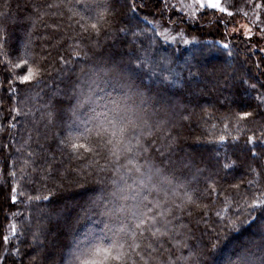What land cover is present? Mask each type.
<instances>
[{
	"label": "trees",
	"instance_id": "obj_1",
	"mask_svg": "<svg viewBox=\"0 0 264 264\" xmlns=\"http://www.w3.org/2000/svg\"><path fill=\"white\" fill-rule=\"evenodd\" d=\"M139 1H143L141 7ZM53 2L0 0V186L4 185L0 192V264H21L31 247H40L42 235L47 241L39 264H69L78 245L95 243L106 234V223L118 226L102 213L114 206L111 193L125 179L131 184L138 174L116 170L109 151L93 142L99 139V121L88 122L116 105L153 126L154 135L146 137L148 151L134 163L144 166V172L161 169L175 186V202L183 208L177 215L187 226L181 229L185 235L180 238L186 247L171 249L173 259L187 258L177 264H240L242 257L252 264H264V237L250 231L264 220V211H251L249 216L250 204L264 195V138L260 135L264 104L257 99L264 96V60L259 52L236 37L223 35V19L211 10L194 25L177 13L167 14L160 0H71L66 7H45ZM97 3L108 6L107 23L99 35L80 27L96 15ZM36 6H40L39 18ZM209 20L217 22L206 23ZM172 23L174 29L182 27L188 43L165 42L153 34V24L161 31ZM150 39L152 47L148 48ZM225 43L227 49L222 47ZM195 46L198 49L193 50ZM163 53L171 63L166 71L157 72ZM207 55L214 61L208 64L214 70L202 77L214 88L200 85L199 91L189 86L190 64L179 61L189 56L196 62ZM22 59L41 70L37 82L19 83L17 77L26 74L27 68L14 65ZM226 60L234 63V75L229 76L239 77L235 84L216 70ZM192 91L196 94L188 98ZM86 97L88 102L78 108ZM244 112L254 115L239 120ZM157 124L164 126L157 128ZM189 129L201 132L204 152L187 141ZM253 135L255 145L247 143ZM69 136L89 137L78 143L94 151L74 152ZM120 163L127 161L122 157ZM13 187L17 193H12ZM14 194L16 204L11 202ZM30 196L42 198L29 200ZM49 217L57 222L45 220ZM13 225L16 235L11 231ZM5 235L8 244L3 241ZM168 255L164 252L162 259Z\"/></svg>",
	"mask_w": 264,
	"mask_h": 264
},
{
	"label": "snow or ice",
	"instance_id": "obj_2",
	"mask_svg": "<svg viewBox=\"0 0 264 264\" xmlns=\"http://www.w3.org/2000/svg\"><path fill=\"white\" fill-rule=\"evenodd\" d=\"M82 2L84 0H76V3ZM68 3H71V0H54L53 3H49L45 7H66ZM85 6L86 8L89 7L87 4ZM255 7L262 8L264 3L256 4ZM36 8L38 10L37 17L39 18L40 6H36ZM95 8L97 9L96 15L88 17L87 22L81 23L80 27L84 32L91 29L99 35L102 25L107 23L106 12L108 6L107 4L97 3ZM189 8L193 17L199 13L203 18L209 10H212L213 14L220 13L228 17L234 15L224 5L223 0H193ZM131 10L135 11V5ZM69 11H72V9L69 8ZM45 14L47 13L45 12ZM76 15L80 14L76 13ZM244 15H247V13L245 12ZM80 19L81 21L86 20L83 15L80 16ZM257 21H259V15H257ZM157 28V25H152L153 34L168 42L171 34L165 31H157ZM259 31L264 33V27L260 28ZM251 32V28H246V35ZM171 39L175 41L176 38L171 36ZM184 43H188V41H184ZM222 47L227 49L229 45L225 43ZM261 51H264V49H261ZM22 66L26 67L27 71L26 74L17 77L19 83L31 84L37 82L41 75L39 67H33L27 59H22L20 64L14 65L15 68H21ZM251 87L255 89L256 85L252 84ZM89 99V97H86L84 101L78 103L77 107H83ZM257 99L264 104V96H258ZM15 111L19 115V109ZM51 115L52 113H49L50 117ZM253 115V112H244L239 116V120L246 121ZM100 117H103V119L100 120ZM92 120L99 121L96 125L98 137L104 133L108 134L105 143L110 146L109 153L113 158L112 163L118 166L116 170L119 172L123 168L125 175L133 173L138 175L133 177L131 184L125 179L123 186L111 193L114 198V206L106 208L102 213V215L108 217L110 222L117 221L118 226L113 227L111 223H106V234L98 238L95 243L89 242L83 247L78 245L72 253L74 259L69 261V264H177L180 260L186 261L187 258L183 256L172 258V248L180 250L186 247L185 240L180 238L185 235L181 229L187 227L182 222V218L177 215V212H182L183 208L181 204L175 202L177 193L172 180L161 169L148 168L144 172L141 171L144 166L134 163L137 157L148 151L146 145L150 141L146 137L154 135L153 126L142 120L135 112L128 108H120L119 105L108 109L107 112L98 113L95 117H91L88 122H92ZM163 126V124L156 125L157 128H163ZM130 129L131 132H129ZM260 135L264 138V131ZM81 139L87 141L89 137L69 136L68 142L71 149L74 152L78 149H84L89 153L93 152L94 149L89 145L78 143ZM234 139H239V137H234ZM247 143L255 145L257 138L254 135L248 136ZM252 155L256 156L257 153L252 151ZM122 157L127 163H120ZM11 175L15 177L16 174L13 172ZM122 179H124L123 176ZM11 191L17 193L15 187ZM20 194L22 195V193ZM41 198L28 197L29 200ZM43 198L46 199V197ZM11 202L12 204L18 202L16 194L11 196ZM188 202H191V197H188ZM249 207V216H251V211H264V195L256 198ZM251 218L252 220L255 219V217ZM11 231L13 235L17 234L15 225L12 226ZM107 233H110V235ZM3 241L5 244L10 243L7 235L3 237ZM166 244L170 247L166 248ZM164 252L169 254L166 260L162 259ZM240 264H252V262L247 257H242Z\"/></svg>",
	"mask_w": 264,
	"mask_h": 264
},
{
	"label": "rangeland",
	"instance_id": "obj_3",
	"mask_svg": "<svg viewBox=\"0 0 264 264\" xmlns=\"http://www.w3.org/2000/svg\"><path fill=\"white\" fill-rule=\"evenodd\" d=\"M117 1V0H115ZM119 1V0H118ZM146 2V1H145ZM161 4H160V8L163 9V11H165L167 14H171V13H177L178 16L183 17L184 19L189 20L190 22L194 21V25L196 24V20L199 18L200 14L197 13L196 16H192V12L189 8V5H192L193 0H160ZM224 5L226 7L229 8L230 11H232L234 13V15L232 17H228L227 15H223L220 13H215L213 15L217 16V18H221L223 19V23L224 26L222 28V33L223 35L226 34V36L228 37H236L238 39H240L243 42H246L248 44V46L250 47L251 51L253 52H259V55L262 57V59L264 60V51H261V49H264V33H261L259 31L260 28L264 27V7L262 8H256L255 5L256 4H262L264 3V0H223ZM119 4V2H118ZM143 4V1H139V6L141 7ZM212 11V10H211ZM247 13V15H244V13ZM257 15H259V21H257ZM128 21H131V16L128 15L127 17ZM212 18V16L210 17ZM159 21V20H158ZM132 22V21H131ZM217 21H212L209 20L208 24H215ZM159 24H164L162 22H159ZM199 24V22H198ZM246 26V27H245ZM246 28H251L252 32L249 33L248 35H246ZM174 29V25L169 24L168 26H164L162 27L161 31H165L167 33H170V37L169 40L172 43H177L179 45L185 44L184 41H188L187 36L184 33V30L181 28H177L175 27ZM211 31V30H210ZM206 33V31H204ZM171 36H175V41H172ZM249 36L251 37L249 39ZM152 47V40L150 42V40H148V48ZM198 48H196V46L193 48V50H196ZM47 54V52H46ZM205 56V54H204ZM204 58V59H203ZM151 58H148V60H150ZM199 61L196 60V62L193 61V59H190L189 56H185V58H183L181 61H179V64H190L191 69L189 71V74L187 75V77H190L189 80V86H191L192 88H196L197 90H202L200 88V85H204L205 87H207V90H213V83L209 84L207 82H205L203 80L202 75L206 74V75H212V70H214V68H212V70H210L211 67L208 66L209 63H214L213 59H209L208 55L207 58L205 57H198ZM158 66H157V72L160 71H166L169 64L171 63V58L169 57L168 54H162L161 58L158 59ZM225 66V67H224ZM234 63L232 61H228L226 60L224 62V64L220 65L219 68H217L216 70L223 72L224 74L226 73V75H228L227 77H229L228 80H231L232 84H235L238 80L239 77H236V79L230 78V74L231 77L234 75ZM246 68H248L245 65ZM208 73V74H207ZM154 74V73H153ZM247 78H250L248 75H245ZM150 80L153 81V76L152 73L149 76ZM229 81H227L228 83ZM155 84H159L158 82ZM192 94H196L195 91H192L190 93L187 94L188 98H192ZM243 96H246L243 94ZM228 100V99H227ZM227 100H223L222 102L226 104L227 106ZM221 102V101H220ZM221 102V103H222ZM197 128H199V126H197ZM187 136V141L191 142L192 144L194 143L195 146L197 147V149H200L201 151H205L204 148L202 146V142H204V138L202 137L201 132H199L198 130H194V129H189L188 134H185V137ZM186 139V138H185ZM215 151V150H214ZM245 150H241L240 152L244 154ZM213 151L210 150V154ZM212 156H216V154L213 152L211 154ZM77 183L73 182L71 185H73L72 187L75 188L77 185ZM253 185V182L250 183ZM76 185V186H75ZM79 186V185H78ZM4 190V185L0 186V192ZM1 205L2 203L0 202V210H1ZM201 206H199L200 208ZM47 221H55L57 222L56 219H52V218H47L45 219ZM44 223V221H43ZM47 222H45L46 224ZM46 226V225H44ZM250 231L254 232L255 235L261 237H264V220L260 221L257 226H251ZM42 240L40 247L39 248H32V252H30L29 256L27 259H24L21 264H39V256H40V252L42 250L43 245L46 244V239L45 237L43 238V235L41 236ZM80 244H84V243H80ZM77 248V247H76ZM24 258V257H22ZM3 264H6L3 263ZM13 264H20L18 263V261H14ZM43 264V263H42Z\"/></svg>",
	"mask_w": 264,
	"mask_h": 264
},
{
	"label": "clouds",
	"instance_id": "obj_4",
	"mask_svg": "<svg viewBox=\"0 0 264 264\" xmlns=\"http://www.w3.org/2000/svg\"><path fill=\"white\" fill-rule=\"evenodd\" d=\"M131 132V129L129 130ZM98 140H94L93 142L96 143L98 146H103L107 149V151L110 150V146L105 143V141L108 139V134L104 133L102 136L98 137Z\"/></svg>",
	"mask_w": 264,
	"mask_h": 264
}]
</instances>
